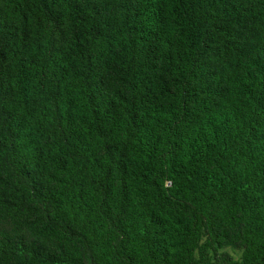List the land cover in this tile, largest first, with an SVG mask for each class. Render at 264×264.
Here are the masks:
<instances>
[{
  "label": "trees",
  "instance_id": "1",
  "mask_svg": "<svg viewBox=\"0 0 264 264\" xmlns=\"http://www.w3.org/2000/svg\"><path fill=\"white\" fill-rule=\"evenodd\" d=\"M0 264H264V0H0Z\"/></svg>",
  "mask_w": 264,
  "mask_h": 264
},
{
  "label": "rangeland",
  "instance_id": "2",
  "mask_svg": "<svg viewBox=\"0 0 264 264\" xmlns=\"http://www.w3.org/2000/svg\"><path fill=\"white\" fill-rule=\"evenodd\" d=\"M225 251H228L230 254L234 255L235 258H239L240 254H241V253L238 252V251H234L232 248L225 249Z\"/></svg>",
  "mask_w": 264,
  "mask_h": 264
}]
</instances>
